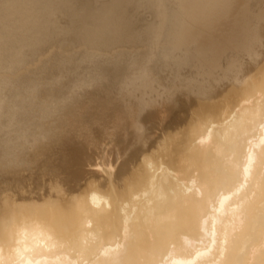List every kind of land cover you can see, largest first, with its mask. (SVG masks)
Instances as JSON below:
<instances>
[{
	"label": "bare ground",
	"instance_id": "bare-ground-1",
	"mask_svg": "<svg viewBox=\"0 0 264 264\" xmlns=\"http://www.w3.org/2000/svg\"><path fill=\"white\" fill-rule=\"evenodd\" d=\"M0 173V264H264V0H0Z\"/></svg>",
	"mask_w": 264,
	"mask_h": 264
},
{
	"label": "rangeland",
	"instance_id": "rangeland-1",
	"mask_svg": "<svg viewBox=\"0 0 264 264\" xmlns=\"http://www.w3.org/2000/svg\"><path fill=\"white\" fill-rule=\"evenodd\" d=\"M0 174H1V173H0ZM1 178L4 179V177H2V174H1ZM1 178H0V181H1L2 184H3L5 181L3 180V181H4V182H3V181L1 180ZM1 182H0V183H1ZM2 184H1V185H2ZM4 184H6V183H4ZM4 184H3V185H4ZM1 185H0V186H1ZM4 186H5V185H4ZM4 186H1V187H3V189H4ZM1 187H0V189H2ZM1 193H2V192L0 191V194H1ZM1 195H2V194H1ZM1 195H0V196H1ZM1 197H2V196H1ZM1 197H0V198H1ZM0 200L3 202V199H2V198H1Z\"/></svg>",
	"mask_w": 264,
	"mask_h": 264
}]
</instances>
